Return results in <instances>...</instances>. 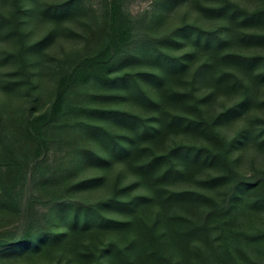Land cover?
Returning <instances> with one entry per match:
<instances>
[{"label": "trees", "instance_id": "obj_1", "mask_svg": "<svg viewBox=\"0 0 264 264\" xmlns=\"http://www.w3.org/2000/svg\"><path fill=\"white\" fill-rule=\"evenodd\" d=\"M130 1L0 0V264H264V0Z\"/></svg>", "mask_w": 264, "mask_h": 264}, {"label": "rangeland", "instance_id": "obj_2", "mask_svg": "<svg viewBox=\"0 0 264 264\" xmlns=\"http://www.w3.org/2000/svg\"><path fill=\"white\" fill-rule=\"evenodd\" d=\"M5 2V8H9L10 7V2L9 0H1V2ZM155 0H131L129 7L131 9L132 12L137 13L140 12L141 10L145 9V8H150L153 4H154ZM103 2V0H88V3H86V7H85V13H83V17L81 19L82 23H75V25H72V28L74 31H76L77 33L82 32L85 28V22L87 20L91 19V15L93 13V9L97 8L99 5H101ZM187 2H178V4L176 5L175 9L170 13L171 14V23H175L177 21H179L181 19V17L186 13L184 10V6H187ZM190 18L192 17L191 14H189ZM36 26V25H35ZM168 25H165V27ZM30 28V26H29ZM46 31V27L44 24L42 25H38L35 27V30L31 33V37L36 39L38 37H40L44 32ZM72 35V34H71ZM74 35V34H73ZM72 35V36H73ZM74 38L71 39L69 36H61V38L58 39V41L53 43L54 48L53 51L54 53L57 52H61L63 50V48L69 49L72 48L73 46H77L81 43V39H79V36H73ZM13 44V42H11L9 39L5 38L2 39L0 41V48H7L10 47ZM9 66H3L1 68V70H6L8 69ZM45 88V93L50 92V90L53 89V83L50 79H48L47 83L44 86ZM4 95L2 93H0V97H3ZM12 103L13 104H20L21 103V99L19 96H15L14 99H12ZM242 168L245 170H249L251 167V163L248 162H244L243 164H241Z\"/></svg>", "mask_w": 264, "mask_h": 264}]
</instances>
